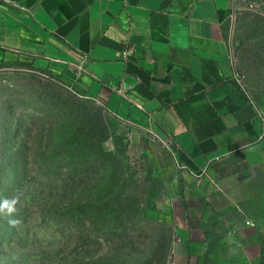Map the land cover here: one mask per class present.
I'll return each mask as SVG.
<instances>
[{"label":"crops","instance_id":"0c3cea01","mask_svg":"<svg viewBox=\"0 0 264 264\" xmlns=\"http://www.w3.org/2000/svg\"><path fill=\"white\" fill-rule=\"evenodd\" d=\"M230 0H0V76L28 71L171 139L168 264H264V137L233 77ZM124 51H129L127 57Z\"/></svg>","mask_w":264,"mask_h":264},{"label":"rangeland","instance_id":"374dc122","mask_svg":"<svg viewBox=\"0 0 264 264\" xmlns=\"http://www.w3.org/2000/svg\"><path fill=\"white\" fill-rule=\"evenodd\" d=\"M226 39L236 57L240 89L264 111V0H230ZM57 87L103 107L36 72L7 70L1 75L0 264H72L83 256L82 264H87V255L100 251L86 248L76 230L68 232L76 227L68 209L93 188L83 161L94 159L55 147L63 118L52 99ZM103 112L112 136L102 147L117 153L124 196L133 193L144 211L140 221L128 223L143 253L159 231L173 230L163 210L181 199L188 173L165 132L150 122L125 120L105 108ZM6 200H15L14 212L3 207ZM169 260L170 255L161 264Z\"/></svg>","mask_w":264,"mask_h":264},{"label":"trees","instance_id":"16d2710c","mask_svg":"<svg viewBox=\"0 0 264 264\" xmlns=\"http://www.w3.org/2000/svg\"><path fill=\"white\" fill-rule=\"evenodd\" d=\"M56 90L58 93L52 99L59 103L63 118L57 129L55 147L68 155L94 159L92 162L83 161L86 175L88 173L93 180V188L87 191L85 199L75 200L77 203L68 209V217L76 222V227L68 232L76 230L80 233L77 238L86 248H100V251L93 250L89 257L87 255L91 258V263L87 264H161L167 261L173 240L172 229L159 231L156 240L144 245L146 250L143 253L137 249L134 228L128 223L136 218L140 221L144 211L133 193L124 196L126 192L120 185L117 153L106 152L102 147V143L112 136L105 123L108 117L104 108H98L88 99L78 98L60 87ZM102 242L108 246L104 247ZM85 258L76 259L72 264H82L81 260Z\"/></svg>","mask_w":264,"mask_h":264},{"label":"built area","instance_id":"2783aa9c","mask_svg":"<svg viewBox=\"0 0 264 264\" xmlns=\"http://www.w3.org/2000/svg\"><path fill=\"white\" fill-rule=\"evenodd\" d=\"M129 54V51H124V56L127 57ZM228 60L230 62V66L233 70V77L235 80H237V75L235 74V66H236V57L234 56L232 50L229 49L228 51ZM0 83H1V76H0ZM248 98L250 99V97L248 96ZM251 100V99H250ZM252 101V100H251ZM252 103L254 104L255 108H256V114H257V118L260 121V125H261V132H262V136L264 137V111H262L258 106H256V104L252 101Z\"/></svg>","mask_w":264,"mask_h":264},{"label":"clouds","instance_id":"9594fccd","mask_svg":"<svg viewBox=\"0 0 264 264\" xmlns=\"http://www.w3.org/2000/svg\"><path fill=\"white\" fill-rule=\"evenodd\" d=\"M15 204V200H13L11 203H9L7 200L4 202L3 204V207L5 208H8L9 209V212H14L15 211V208H14V205Z\"/></svg>","mask_w":264,"mask_h":264},{"label":"water","instance_id":"95a60500","mask_svg":"<svg viewBox=\"0 0 264 264\" xmlns=\"http://www.w3.org/2000/svg\"><path fill=\"white\" fill-rule=\"evenodd\" d=\"M97 102V101H96ZM98 104H100L99 102H97ZM101 106H103L102 104H100ZM105 109H106V107L105 106H103Z\"/></svg>","mask_w":264,"mask_h":264}]
</instances>
